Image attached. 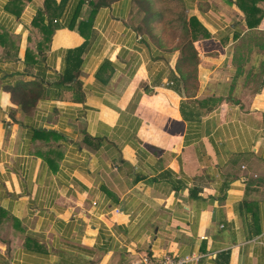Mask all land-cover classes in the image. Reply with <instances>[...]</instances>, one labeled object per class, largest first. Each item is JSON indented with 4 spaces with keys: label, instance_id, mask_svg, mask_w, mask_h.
Listing matches in <instances>:
<instances>
[{
    "label": "crops",
    "instance_id": "0c3cea01",
    "mask_svg": "<svg viewBox=\"0 0 264 264\" xmlns=\"http://www.w3.org/2000/svg\"><path fill=\"white\" fill-rule=\"evenodd\" d=\"M98 1L40 23L44 0H0V264H264V16L187 0L207 37L186 82L134 0Z\"/></svg>",
    "mask_w": 264,
    "mask_h": 264
},
{
    "label": "trees",
    "instance_id": "16d2710c",
    "mask_svg": "<svg viewBox=\"0 0 264 264\" xmlns=\"http://www.w3.org/2000/svg\"><path fill=\"white\" fill-rule=\"evenodd\" d=\"M23 1V0H20ZM31 1V0H25ZM118 0H99L96 4H94L91 12H94V8L106 6L112 2ZM146 4V17H145V25L150 28L149 25L155 22H162L164 18V11L154 10V0H143ZM180 5V9H185V0H174ZM229 5H236L237 8L244 14L245 24L248 29L253 30L256 29L264 16V11L261 10L257 4L264 0H225ZM60 10L58 6H56L55 0H44V11H40L38 13V19L36 21H42L43 16H47L50 19L55 16V14ZM181 14V15H180ZM183 14H178L177 22L181 25V45L177 50L180 52V57L177 63V72L180 75V78L184 81H191L195 79L196 67L198 65V54L195 49L194 43L199 40L200 37H207V33L204 28L201 26L199 21L195 17H190L189 19L186 16H182ZM36 23V22H34ZM41 23V22H40ZM81 28H89V19L80 24ZM54 28L49 27L48 31L51 33ZM81 30V29H80ZM136 30V29H135ZM140 35H145L144 31L141 28L136 30ZM158 39L157 44L161 47L162 44ZM75 73V72H74ZM74 73L71 72V69L64 73V77L62 82L72 84L74 82L75 76ZM21 89L18 91V101L21 106L27 104L29 102H34L37 99H40L44 95V87L41 81H31L28 83H22L19 86L15 87V90ZM176 92L181 94L180 89L173 87ZM15 96V94H14ZM80 100V98H77ZM216 99H207L199 102L200 107L207 108V110H211L216 105Z\"/></svg>",
    "mask_w": 264,
    "mask_h": 264
},
{
    "label": "rangeland",
    "instance_id": "374dc122",
    "mask_svg": "<svg viewBox=\"0 0 264 264\" xmlns=\"http://www.w3.org/2000/svg\"><path fill=\"white\" fill-rule=\"evenodd\" d=\"M185 9H180V5L174 0H154V11L163 10L164 18L162 22H155L150 26L145 25L146 17V4L143 0H134L135 10L133 16V25L134 29L141 28L144 31L145 36L148 37L151 41L157 43L160 39V43L163 48L170 50H177L181 45V25L177 22L178 14L181 13L188 18L192 12L188 7V2L185 0ZM198 5V4H197ZM201 5V3H199ZM181 15V14H180ZM182 15V16H183ZM196 49V48H195ZM194 83V82H193Z\"/></svg>",
    "mask_w": 264,
    "mask_h": 264
},
{
    "label": "built area",
    "instance_id": "2783aa9c",
    "mask_svg": "<svg viewBox=\"0 0 264 264\" xmlns=\"http://www.w3.org/2000/svg\"><path fill=\"white\" fill-rule=\"evenodd\" d=\"M197 260L195 257H184V258H179V257H173L170 255H166L162 258L161 262L159 264H186L190 261Z\"/></svg>",
    "mask_w": 264,
    "mask_h": 264
}]
</instances>
